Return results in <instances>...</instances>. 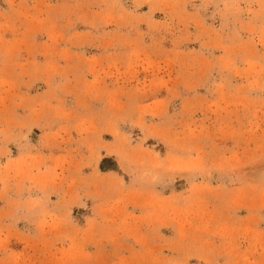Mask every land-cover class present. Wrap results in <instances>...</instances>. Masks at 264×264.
Wrapping results in <instances>:
<instances>
[{"label":"rangeland","instance_id":"obj_1","mask_svg":"<svg viewBox=\"0 0 264 264\" xmlns=\"http://www.w3.org/2000/svg\"><path fill=\"white\" fill-rule=\"evenodd\" d=\"M0 264H264V0H0Z\"/></svg>","mask_w":264,"mask_h":264}]
</instances>
